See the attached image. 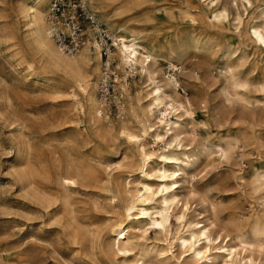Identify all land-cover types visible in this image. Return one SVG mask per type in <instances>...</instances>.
Listing matches in <instances>:
<instances>
[{
	"label": "rangeland",
	"instance_id": "1",
	"mask_svg": "<svg viewBox=\"0 0 264 264\" xmlns=\"http://www.w3.org/2000/svg\"><path fill=\"white\" fill-rule=\"evenodd\" d=\"M32 6L34 0H0V264H230L216 247L237 245L233 222L246 240L264 241V218L256 223L259 235L252 229L256 213H264V191L254 190L264 170V44L250 36L254 25L264 29V0H93L91 9L111 34L104 20L114 28L124 24L120 34L139 35L157 50L159 73L175 76L191 104L182 116L188 133L174 148L188 163L172 187L180 202L169 238L149 218L127 213L135 187L129 193L127 182L141 176V159L119 130L126 124L141 133L148 81L128 67L124 75L113 47L114 89L106 111L100 108L107 122L93 121L87 94L35 42L27 17ZM90 85L87 78L84 86ZM151 134L145 140L158 153L163 144ZM159 167L155 160L152 180ZM186 203L189 221L210 224L212 236H221L204 260L176 240L182 230L176 215ZM160 206L157 198L149 205ZM119 221H132L130 254L113 239Z\"/></svg>",
	"mask_w": 264,
	"mask_h": 264
},
{
	"label": "bare ground",
	"instance_id": "2",
	"mask_svg": "<svg viewBox=\"0 0 264 264\" xmlns=\"http://www.w3.org/2000/svg\"><path fill=\"white\" fill-rule=\"evenodd\" d=\"M46 1L49 0H34V6L36 7H30V10H32L30 13L27 11L29 25L34 32L35 42L49 59L62 70L69 73L75 80L74 84L87 94L90 118L93 121L107 122V119L100 115V103L97 96L98 79L100 77V66L102 63L99 45L93 39L88 38L81 46L82 48L80 47L74 52L66 53L59 50L47 34V23L44 18L45 10L43 9L45 8V6L43 7V4ZM87 4L89 8H91L93 0H87ZM215 14L217 17H220L224 14V11L215 10ZM104 22L108 25L110 30L115 33L113 36V33L111 34L112 46L118 56V66L122 69L124 75H126V68L128 67L138 71L148 81L146 85V96H149V99L145 104L140 105L145 111V117L140 122V125L142 126L141 133H135L126 124L122 125L119 130L121 135H124L129 141H134L136 143L139 157L141 159L139 166V174H141V176H138V180L135 182H132L131 180L127 182V185L130 187L128 190L129 193L130 191L132 192L131 184L135 183L134 194L132 193L131 203L127 207L128 218L137 217L138 215L149 218V224H151V227L155 230L164 231L169 238L173 232L171 213L174 211V206L180 202L179 196L176 195V192L172 187L176 186L179 180L178 177L181 174V178L187 174V171L185 167L183 168L182 164L188 163L176 155V150L174 148L180 144L182 134L188 133L185 125L182 123V116L184 113L189 112L188 106L191 104L188 99H185L184 101L178 93V81L175 76L166 77L164 74L159 73L160 69L158 70L156 65L160 60L156 49L146 45L139 35L134 33H129L128 35L120 34L125 31L124 24L114 28L111 21L104 20ZM261 27L255 25L252 26L250 36L256 42L264 44V29ZM110 56L115 64L112 51ZM170 61L172 62V65L176 67V64L172 60ZM82 64H86L87 67L91 69L89 71L84 70ZM87 78H90L91 82L89 90L84 86ZM129 96H131L130 98L136 102H141L143 99L138 95ZM80 108L85 112L84 105L81 104ZM155 114L158 115L156 116ZM154 115L157 120L156 122L151 123V116ZM165 116H167V118ZM168 116H170V119ZM171 118H174L175 120L172 121ZM150 134L153 137L154 144H163L161 151L158 153L149 148L145 140L147 135ZM218 149L224 155L227 154L226 147L218 145ZM155 160L158 161L160 167L156 170L157 180H152L151 178L153 177V174L151 171ZM172 168L175 169L172 170ZM129 176H131L130 173ZM256 176L258 178L255 182H258V185L254 186V190L257 192L260 190L264 191V170L258 172ZM70 181L71 179H65L66 184H69ZM262 197L264 199V192ZM154 198L160 200L161 206L158 208L154 207L153 211H151L149 205ZM184 205V211H181L180 214L176 215L177 221L182 226V230L178 232L176 240L179 241L180 246L185 251H188L193 257L197 258V260H204L208 258L207 252L211 250L209 245L221 238V236L219 235L216 238L212 236L210 224L189 221L187 219L189 206L187 203ZM133 211L136 212L133 213ZM262 218H264V213L259 214L257 212L254 216L255 224L252 226L254 236L261 233V230L257 228L256 223ZM131 223L132 221L127 223L119 221L114 223L111 227V233L114 236L113 239L115 244L124 254H130L132 252V250L127 248L132 232ZM233 223L237 230L233 239H236L237 245L227 242L225 245H220L216 248L220 251L223 250L224 252H227L229 255L228 262L230 264H264V262H257L254 258V249H257L259 253L264 254V241L261 239H256L254 241L246 240L242 233L243 226L237 222ZM202 240H206L208 243L207 246L204 247L200 244ZM209 260H211V258H209ZM136 264L143 263H139L138 261Z\"/></svg>",
	"mask_w": 264,
	"mask_h": 264
},
{
	"label": "built area",
	"instance_id": "3",
	"mask_svg": "<svg viewBox=\"0 0 264 264\" xmlns=\"http://www.w3.org/2000/svg\"><path fill=\"white\" fill-rule=\"evenodd\" d=\"M47 34L55 46L66 53L78 50L88 38L100 47L102 63L99 79V103L106 111V99L114 89V69L111 59V33L97 20L87 0H49L44 15ZM117 95H114V97ZM111 97V96H110Z\"/></svg>",
	"mask_w": 264,
	"mask_h": 264
}]
</instances>
